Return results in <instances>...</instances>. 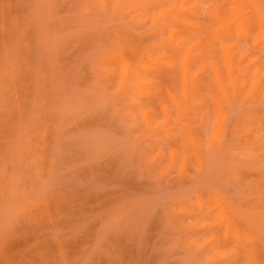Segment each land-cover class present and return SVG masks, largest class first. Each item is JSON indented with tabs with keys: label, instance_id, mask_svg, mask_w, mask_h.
Wrapping results in <instances>:
<instances>
[{
	"label": "rangeland",
	"instance_id": "rangeland-1",
	"mask_svg": "<svg viewBox=\"0 0 264 264\" xmlns=\"http://www.w3.org/2000/svg\"><path fill=\"white\" fill-rule=\"evenodd\" d=\"M0 264H264V0H0Z\"/></svg>",
	"mask_w": 264,
	"mask_h": 264
},
{
	"label": "bare ground",
	"instance_id": "bare-ground-1",
	"mask_svg": "<svg viewBox=\"0 0 264 264\" xmlns=\"http://www.w3.org/2000/svg\"><path fill=\"white\" fill-rule=\"evenodd\" d=\"M222 49V48H221ZM227 52V51H226Z\"/></svg>",
	"mask_w": 264,
	"mask_h": 264
}]
</instances>
